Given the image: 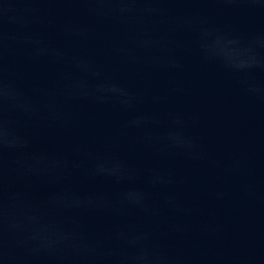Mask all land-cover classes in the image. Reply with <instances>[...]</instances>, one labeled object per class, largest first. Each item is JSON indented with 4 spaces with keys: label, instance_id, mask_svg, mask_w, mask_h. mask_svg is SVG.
<instances>
[{
    "label": "water",
    "instance_id": "water-1",
    "mask_svg": "<svg viewBox=\"0 0 264 264\" xmlns=\"http://www.w3.org/2000/svg\"><path fill=\"white\" fill-rule=\"evenodd\" d=\"M0 264H264V0H0Z\"/></svg>",
    "mask_w": 264,
    "mask_h": 264
}]
</instances>
